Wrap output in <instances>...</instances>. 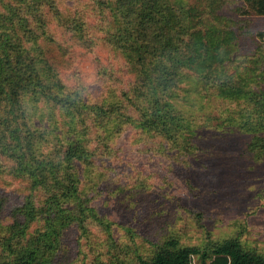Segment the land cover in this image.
Here are the masks:
<instances>
[{
    "label": "trees",
    "instance_id": "1",
    "mask_svg": "<svg viewBox=\"0 0 264 264\" xmlns=\"http://www.w3.org/2000/svg\"><path fill=\"white\" fill-rule=\"evenodd\" d=\"M242 2L240 15L264 16V0ZM222 5L0 0V264H71L57 254L73 226L91 264H264V253L239 236L200 247L169 237L150 256L123 253L99 204L144 184L118 177L129 142L143 154L196 152L202 132L187 108L196 98L217 100L228 126L251 134L248 149L264 156V71H253L255 55L236 54L235 32L220 26ZM75 46L92 55L105 47L122 59L118 67L95 59L97 96ZM234 54L252 67L235 69ZM15 186L21 202L9 206L4 187ZM36 222L42 228L28 235Z\"/></svg>",
    "mask_w": 264,
    "mask_h": 264
},
{
    "label": "rangeland",
    "instance_id": "2",
    "mask_svg": "<svg viewBox=\"0 0 264 264\" xmlns=\"http://www.w3.org/2000/svg\"><path fill=\"white\" fill-rule=\"evenodd\" d=\"M187 1L203 5L209 2ZM221 1L223 19L220 26L235 32L236 54L243 61L251 54L259 59L253 66H257L255 70L251 63H244L234 54L233 66L235 69L252 67L254 72H263L264 38H259L257 33L264 30V16L240 15L242 0ZM74 50L90 95L97 96L102 84L97 80L95 59L113 60L111 63L115 67L122 64V59L105 47L96 48L94 55L76 46ZM196 101L195 106L187 107L195 113L196 124L202 132L194 154L186 157L176 153L143 154L130 142L125 143L128 146L123 151L125 156L116 162L118 177L122 176L129 184L137 181L136 177H143L144 184L139 188L131 185L128 189L132 191L122 195V189H116V194L99 201L104 212L116 223L114 232L123 253L141 252L150 256L154 246L169 237L179 238L185 246L200 247L210 239L220 241L235 236L246 246L264 253V156L248 149L251 134L228 126L218 111L217 100L196 98ZM124 139L129 140V136L121 137L119 145ZM133 172L137 174L135 177ZM16 189V186L4 187L10 194L9 206L21 202L22 192ZM42 225L43 222L34 223L28 235L37 233ZM77 239L76 227L65 230L58 258L65 257L71 264H91L93 258L84 259L78 252ZM100 242L98 240V246L102 245ZM102 242L104 244V237ZM195 262L200 264L197 259Z\"/></svg>",
    "mask_w": 264,
    "mask_h": 264
}]
</instances>
